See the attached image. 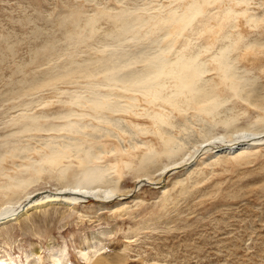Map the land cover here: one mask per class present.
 Segmentation results:
<instances>
[{"label": "rangeland", "instance_id": "obj_1", "mask_svg": "<svg viewBox=\"0 0 264 264\" xmlns=\"http://www.w3.org/2000/svg\"><path fill=\"white\" fill-rule=\"evenodd\" d=\"M190 1L0 0V209L13 199V205L24 206L18 215L0 223V259L7 264H86L85 260L93 259L97 253L93 261L102 256L101 259L107 258L111 264H118L114 262L117 254L126 257L121 264H264V141L255 148L247 145L245 159L237 161L232 160L235 154L225 157L217 153L222 147L205 151L200 148L209 136L227 135V138L235 130L264 129V0H243L248 4L235 8L248 10L245 17L256 20L246 24L244 15H239L235 24L238 28L231 29L241 34L244 42L239 46L246 42L253 47L237 48L230 55L237 59L234 62L237 75L243 77L241 97L233 94L229 82L208 74L207 79L218 84L219 95L211 114L200 111L199 107L207 108L200 100L191 101L190 105L184 102L185 107L182 97L178 100L181 104L174 109L165 105V111L156 109L160 106L147 104L152 114L163 110L171 117L167 120L174 127H163L164 132L160 130V134L164 136L156 134L151 120L130 115L111 116L121 118L123 126L132 130L127 135L115 125H100L102 130L107 128L117 134L118 139L100 133L101 129L94 131L96 122L86 132L96 137L104 135V138L97 141L76 136L84 139L87 147L92 146L94 152L98 148L99 152L113 147L121 149L120 146L130 149L137 142L140 145V141L147 148L151 146L162 152L167 148L160 138L172 141L169 145L178 149L177 157L171 161L166 156L157 157V162H150L142 173L137 168L147 148L134 151L135 157L130 159L132 169L116 175V178L123 175L120 192L130 196L108 203L92 199L89 202L81 199L77 205L51 202L69 197L59 193L64 184L75 179L74 173L82 170L76 160L73 164L78 167L75 164L71 167L74 172L69 169L67 180L58 177V172L69 165L63 161V166L57 167L60 170L49 168L54 171L41 173L39 181L23 193L14 195L15 190L6 189L13 184L11 177L30 176L31 170L24 169V165L32 162L27 158L39 159L35 151L45 143L66 142L64 137L69 134L46 130L65 124L62 117L69 112L71 105L67 103L73 95L87 97L94 89L91 85L103 80L109 52L116 48L112 46L121 45L118 49L130 58L144 51L152 53L170 43H175L173 50L180 47L178 26L155 24L161 17H167L168 11L185 7ZM234 1L221 0L217 4L225 7ZM123 14L121 21L119 17ZM148 17L159 18L140 26ZM167 31L171 36L162 40L160 37ZM188 31L184 33L187 38ZM112 34L125 36V42L121 39L118 43ZM202 58L210 63L208 56ZM135 66L133 70L143 68L142 63ZM87 68L99 77L87 80L84 76L89 72ZM68 72L70 75L65 78L63 75ZM117 94H121L120 90ZM142 103L135 111L146 116L149 112L143 108L148 106ZM75 106L70 110L83 111L80 107L77 112L79 107ZM33 117L35 121L29 120ZM227 118L233 119L232 126L222 123ZM39 128L42 129L39 131ZM138 128H146L148 133L142 134ZM217 142L220 146L222 141ZM13 148L17 152L11 151ZM196 150L199 153L193 155ZM190 156L193 160L185 166L192 159ZM174 161L182 167L169 172L161 184H153L160 179L163 166ZM142 178L146 181L139 182Z\"/></svg>", "mask_w": 264, "mask_h": 264}, {"label": "bare ground", "instance_id": "obj_2", "mask_svg": "<svg viewBox=\"0 0 264 264\" xmlns=\"http://www.w3.org/2000/svg\"><path fill=\"white\" fill-rule=\"evenodd\" d=\"M220 1L221 0H191L188 4L185 5V7H178L172 9L167 12L168 14L167 17H161L158 21H156L157 24H155V26H157L158 24H169L170 26L171 24L172 26L179 27V32L177 33V37L178 39L179 38L181 39L182 44L180 43L181 44L180 47L175 48L174 50L173 48L175 43H170L169 45L164 46V48L161 46V49L158 50L153 48L155 49V51H152V53L149 52L144 53L146 52L144 51L143 53L141 52L139 54H136L137 56H134L133 58H132L133 55H131L130 58L127 57L126 54L122 53V50L120 51L118 49L119 47H121V45L112 46L116 48L111 50V52L108 51L110 59L107 60L106 62L107 64H105L106 68H104L105 70H103V72L104 71L105 72L102 73L103 80L101 82L94 83L93 85H91L94 87L92 91L90 90L91 88L89 87L88 89L90 91L88 92L87 90L88 93L84 92L87 93V97H84L83 95H79V94L75 96L73 95V97H71V100L70 99H69L70 101L68 100L69 104L65 102L67 103L68 106L71 105L69 107L70 109L72 105L73 106L76 105L77 107H79V110H77V112H80V107L83 109V111L81 113H76L75 111H72L68 108L69 112H67L62 117L65 121V124L59 126L58 128L51 127V129L46 130L47 132L51 130L55 132L64 131L65 133L69 134L68 136L64 137L66 139V142L57 143L56 141L49 142L50 141L49 140L47 143H45L43 145V148H39V150L35 151L40 156L39 159L33 160L32 158L29 157L27 158L29 161L32 162L31 164L24 165V169H26V171L31 170L32 173L30 174V176L27 178L18 177V176L13 178L11 177L10 180H12L13 184L8 186L6 189L8 191H11L12 189L15 190L13 192L14 195H17L18 193H23L24 191H26V189L29 186L39 181V176L41 175V173L44 172L45 174L48 173V171L52 173L54 169L49 170V168L51 169L52 167H56V168L60 166L62 167L63 166L62 164H64L63 161L68 162L69 165L67 167L64 166L61 170L60 168L57 169L60 170V172H58V174L60 173L58 177L60 179L62 178L65 180L66 177L69 175L68 173V171H70L69 169H71V167L74 168L73 165L75 163L73 164V161L76 160L78 162L76 163L78 164V166H80L82 170L78 174L76 172L74 173L76 174V177L74 176L75 179L73 177L74 180L70 181L69 183L64 182L66 184L63 185V188L61 187L62 192L59 193V195H67L69 197L66 198V200L64 198L55 199L54 201L51 202L54 203L66 202L67 204L70 205H77V202L80 201L81 199H88L87 202H89V200L92 199L93 201L96 202L108 203L111 201L113 202L114 200L122 196H130V193L120 192L119 184L123 175H119V177L117 176L118 178H116V175H118L119 173L121 174L122 173L121 171L123 170L126 171L131 170L133 166L132 164L133 162L131 163L130 159L135 157L134 154L136 150H138L139 148H142L144 146H146L147 148L148 147L147 144L144 141H140L139 142L140 145L137 142L138 145L137 144L133 145L132 147H130V149L120 146L121 149H116L113 147L110 149V151H105L103 149L104 151L100 150L99 152V148H98V152H94L92 146L90 147V145L88 144L89 147H87L84 139L77 138L76 136L81 135L80 137L83 136L85 138L92 137V139H97V141L101 138H104V135H100L99 133L98 136L100 135V137H96L95 134H88L86 132V128H89L93 125L92 122L98 123L96 127H92V129L94 128L93 130L97 132L102 130L100 126L102 125V123L108 125L109 124L115 125V127L118 128L119 131H121L124 134L128 133L129 131L132 132V130L127 129L128 127L126 128L125 126H123V122L121 118L118 119L111 118V116L114 115H118V117L119 115H124V117L125 115L126 116L130 115L139 119L143 117L147 120H151V123L153 124L154 128L157 129L158 133L156 134L160 136L161 135L160 130L163 131L164 130L163 127H174L172 122L170 123V121L168 122L167 120V117H169V115L163 113V110L164 111L166 110L164 109L165 105H169V107L172 106L174 109V107H177L178 103H180V101H178L179 98L181 99L182 97L184 99L182 101L185 107H186L185 103H187V105H190L189 103H191V101L200 100V102L204 106H207V108L201 107L203 109L199 107L200 111H204L211 114L214 111L215 103L219 101L218 99L219 95L217 93L218 84L217 83L212 84L211 78L207 79V77L213 74L217 75V77H219L221 81L229 82L230 88L235 96L242 95V92H244L243 90L244 85L242 84L243 77L237 75V72L235 71L236 67L234 63L237 59L231 58L230 55L232 54L231 52L233 50L237 51L238 50L237 48L241 49L240 47H242L243 49L248 50L249 48H253V47H251V45L249 44L248 45L245 44L246 42L243 43V45L239 46L240 44H242L241 42H244L241 41L242 39L241 34L238 32L233 33L232 32L233 30L231 29L238 28V25H235L237 24L236 19L238 18L239 15H244L245 17V14H247L248 12V10L246 9H242V11L239 10L237 11L235 10V8H237V6H240L241 4L247 5L248 1L235 0L236 2L234 1V2H230L229 4L227 3L228 5L227 4L224 5L225 7H222V5L217 4ZM123 16L124 14L119 17V20L122 21ZM158 18L157 17L145 18L141 21L140 26H146L151 21H155ZM245 18L247 20L246 24L256 22V20H254L253 19L254 17L252 16H249L248 19L247 17ZM187 29H189L188 34H190V36L188 35V38L184 34ZM170 36L171 34L167 31L160 38L164 40L166 38H169ZM113 37L117 39V42L121 39H122L121 42H125L126 40L123 39L125 38V36H119L117 34L113 35ZM159 40L160 43H162V40L161 39ZM203 40L205 42H201ZM193 41H198L197 42L198 45L196 44V42L193 43ZM117 42H115V44ZM160 43H158L159 48H160ZM202 56H208L210 63L208 64V62L205 59H203ZM138 63H142L143 68L140 70L139 69L133 70V68L136 67L135 65ZM70 71L72 72V70ZM83 71L84 73L86 72L85 70H82L81 72ZM69 73L70 72H68V74L64 73L63 76H67L65 78H68V76L70 75ZM93 73L95 74V71L92 73H90L89 71L86 72L84 76L86 75L85 77L87 80L88 79L91 80L93 78L95 79V77H99L93 75ZM60 77L61 76L58 75V78ZM100 77H102V75ZM55 78L58 79L57 77ZM60 79H62V77ZM234 79L239 83L241 82L242 85L237 83ZM96 87H97V91H96ZM102 87H105L103 88L105 91H102L101 89ZM168 89H170V92ZM118 90H120L121 94H117ZM140 102H144L145 106L147 104L155 107L160 106L157 107L156 109L159 108L163 110H160L162 112H157V113L153 112L154 114H152L151 113L152 111L149 109L150 106L147 105L148 109L144 107L143 110H147L149 113L146 116L145 115L142 116L141 115L142 113L137 114L138 112L136 113L135 111L139 106H141L139 105ZM223 103H225V101ZM187 108H189V106ZM68 109H66V111ZM169 118L171 119V117ZM86 119L88 121L84 122ZM29 120L35 121V117L29 118ZM230 121H233V119L228 120L227 118L226 122L223 121L222 123L226 127L232 126ZM41 129L39 128V131ZM103 129L104 130H102L100 133L103 132V134H105L109 138L118 139L117 134L116 135L113 134V131L111 132V130L107 128H103ZM138 129L141 131L142 134L147 130L146 128H138ZM235 131H233L234 133H232L230 137L227 138H226L227 135L220 137H211V138H209L210 137L209 136L205 141L202 142L200 148L203 151L204 149L209 150L210 147H212V149L214 150L217 149L218 147H222L220 151L219 150L217 151V153L221 152V155L225 157L231 156V154L232 155L235 154L234 157L232 156L231 157L232 160L237 161L240 159H245L246 157L245 154L248 153L247 152L248 150H246L247 145L251 147L254 146L253 148H255V145H258L259 143L264 141V129H260V127L259 128L257 127V129L254 128V130L251 129L240 132L236 131V133ZM168 133L170 132L168 131L167 134ZM168 138H170L169 135ZM160 139L161 141L163 139L162 141L163 145L167 149L162 152H158L155 151L154 149H151L153 148L151 146L147 148V151H145L144 155L139 160L141 162L138 164L139 165V167L137 168L138 173H142V170L145 171L150 162L152 163H155V161L157 162L156 159H159L157 157L166 156L168 158L166 159L167 160L170 159V161L173 157H177L176 155L178 149L175 147H171L169 145V143H171L172 141L164 140L165 138L163 137ZM227 139L230 140L228 141ZM218 140L222 141L220 146H217L218 144L216 145V143H218L217 142ZM11 151L17 152V149L13 148L11 149ZM197 153L199 152H197L196 150L193 155H196ZM103 155H105L104 158H102ZM251 155L252 154H249V156ZM192 160L193 157L187 163H185V166L190 164ZM181 165H182L181 163L175 161L169 165L167 163V165L163 166V168L161 169L160 179H158L157 182L153 184L155 185L161 184L163 182V179L167 176L169 172H172L177 168L179 169V166ZM75 166L77 165L75 164ZM72 170L73 169H71V172H74ZM148 179L149 178L147 177V180ZM143 181H146V179L145 178L139 179V182H143ZM150 184L152 185V182ZM28 197L30 199V196ZM14 200L15 199L8 200V202L6 201L4 206L1 207L0 223L1 221L4 222L9 219H12L13 216L18 215L19 209H22V207H24L20 205V203L13 205ZM13 206L17 208H14ZM96 239L97 238L93 237V240ZM89 247H91V245ZM80 249L82 250V248ZM96 256L97 253L95 254L94 258ZM101 258L103 257L101 256ZM101 258L98 256V259L96 258L97 260L95 259L94 261L93 259H89V260L87 259L85 260V263L111 264L110 261H108L109 259L107 260V258L105 259H101ZM125 258L126 257L123 258L122 255L117 254L116 259L114 258V262L121 264L120 262L126 261ZM0 264H7V263L3 259H0Z\"/></svg>", "mask_w": 264, "mask_h": 264}]
</instances>
